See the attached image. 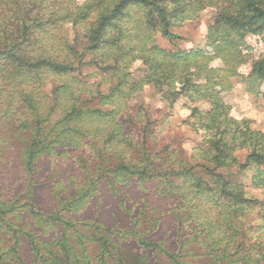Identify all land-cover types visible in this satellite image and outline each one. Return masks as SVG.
Instances as JSON below:
<instances>
[{"label": "trees", "instance_id": "16d2710c", "mask_svg": "<svg viewBox=\"0 0 264 264\" xmlns=\"http://www.w3.org/2000/svg\"><path fill=\"white\" fill-rule=\"evenodd\" d=\"M208 11L203 49L158 44L160 36L177 45L173 29ZM72 30L83 31L84 51ZM137 62L141 78L131 73ZM234 78L264 95V0H0V163L15 161L26 185L25 197L0 194V264H187L186 237L206 246L213 264L258 262L247 254L231 261L245 243L224 231L254 204L232 171L256 169L253 185L264 189V135L232 117L223 99ZM146 86L168 107L189 104L202 140L189 157L155 153L147 127L139 134L141 117L127 110ZM69 151L81 152L83 185L58 209H38L40 163ZM100 194L127 222L90 214ZM168 217L175 252L154 237ZM53 231V240L39 236Z\"/></svg>", "mask_w": 264, "mask_h": 264}, {"label": "rangeland", "instance_id": "374dc122", "mask_svg": "<svg viewBox=\"0 0 264 264\" xmlns=\"http://www.w3.org/2000/svg\"><path fill=\"white\" fill-rule=\"evenodd\" d=\"M213 21L214 13L211 11L204 12L197 20L186 22L182 26L173 29L174 33L182 38L178 40L177 45L170 44L160 36H158L157 42L168 50L203 49L206 45L207 28ZM83 34L81 30L70 32L71 43L79 52L84 51L87 44ZM131 73L134 78H141L143 76L142 64L140 62L135 63L132 66ZM92 80L93 78H91ZM93 81L98 82L97 79ZM231 83L232 88L223 94V99L231 107L232 117L240 121H249L250 129L264 135V95L249 93L246 84L240 78L232 79ZM197 106L203 111L209 109L208 104L201 103ZM127 112H131L133 116L137 117L140 115L141 118L138 120L139 134L142 135L141 131L147 127L145 136L147 146L155 153L163 154L166 149L178 150L189 157L193 149L202 141L200 133H197L189 125V122L193 121L190 119L189 104L184 100H180L172 107H168V104L161 99V94L151 86H146L143 91L136 95V99L130 102V108ZM132 119L136 122L134 117ZM247 154V150L237 153L238 162L244 163ZM80 155L81 152L79 151H69V154L66 153L62 157L48 158L40 163L39 167L41 169L36 176V190L33 192V200L37 203L38 209L46 212L58 209L60 204H64L65 200L73 197L75 191L83 185L85 175L77 163ZM15 163V161H12L10 164L8 160L0 163V194L6 200H13L20 196L25 197L26 194V185L22 181L19 165ZM255 176L256 169L254 168L243 173H239L237 169L232 171L233 181L244 185L246 196L254 200V204L244 206L245 213L235 221L237 228L225 227L224 231H227L230 236H233L236 230L239 231V235L235 239L245 243L243 249L230 258L231 261L247 254L258 260L254 264H264V189L253 185ZM102 197H104L103 194H100L97 199L99 202L97 201V206H94L90 214L98 212L109 225H114L117 219L127 222L125 214L114 203L112 197L110 196L112 200L106 199L105 201ZM224 211H222V208L219 210L220 221H223L224 214L227 217V213H224ZM217 212L215 211V213ZM76 218L81 219V216L76 215ZM168 219L169 217L154 237L155 240L161 241L171 252H175L179 248L177 231L176 227L170 222L171 219ZM147 223L151 226L149 221ZM37 230L40 231V229ZM57 234V231L42 232L39 236L50 241L55 239ZM205 235L207 234L205 233ZM184 241L188 242L183 254V260L187 264L214 263L215 259L206 246L199 247V244L191 243L190 237H186ZM235 251L236 247L234 245L233 252ZM238 264H243V262L240 261Z\"/></svg>", "mask_w": 264, "mask_h": 264}]
</instances>
